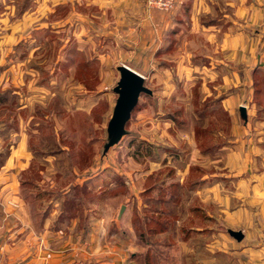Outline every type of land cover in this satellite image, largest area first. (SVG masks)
I'll return each instance as SVG.
<instances>
[{"label": "crops", "instance_id": "obj_1", "mask_svg": "<svg viewBox=\"0 0 264 264\" xmlns=\"http://www.w3.org/2000/svg\"><path fill=\"white\" fill-rule=\"evenodd\" d=\"M13 1L0 0V7L6 8L1 20L8 19ZM77 4L80 37L92 30L96 38H112L105 47H113L115 37H120L118 49L143 57L130 66L134 70L143 69L146 59L157 55L161 69L174 67L187 73V77L180 74V83L192 87L195 100L210 103L205 112L220 111L229 119L226 129L203 127L204 136L199 133L197 138L192 132V155L184 167L176 165V152L174 164L167 158L144 168L143 183L154 170L171 166L172 174H164L160 186L174 184L180 203L185 192L201 201L175 212L176 231L187 225L184 240L176 232L178 244L191 248L195 264L218 260L264 264V0H176L171 12L148 9L144 0H78ZM25 14L24 10L19 19ZM28 165L23 155L8 154L0 160V264H140L132 215L145 187L136 191L127 182L131 207L124 205L120 214L119 209H95V205L62 209V197L53 198L47 209H38L39 221L34 219L32 232L19 192L20 172ZM104 177L97 175L88 183L102 184ZM84 182L78 175L73 185ZM109 186L113 189V182ZM114 198L118 195L107 199ZM236 229L241 231L239 238L230 236ZM23 231L27 234L18 238L16 234ZM197 245L206 258L197 257Z\"/></svg>", "mask_w": 264, "mask_h": 264}, {"label": "rangeland", "instance_id": "obj_2", "mask_svg": "<svg viewBox=\"0 0 264 264\" xmlns=\"http://www.w3.org/2000/svg\"><path fill=\"white\" fill-rule=\"evenodd\" d=\"M62 1L14 0L5 21L1 18L6 8L0 7V160L9 154V157L23 155L29 161L20 172L19 192L32 232L34 219L39 221L41 210L47 209L53 198L62 197V202L59 201L62 209L94 205L95 209H120V203L130 209L127 182L136 191L154 183L151 192H140L133 204L136 211L132 224L140 240V264H144L143 254L148 245L158 239L170 241L167 250L157 244L150 248L153 253H166L167 262L161 260L160 264H195L190 260L191 248L178 244V236L186 238L187 225L176 231L175 212L189 209L200 200L185 192L180 203L172 183L165 185L164 193L160 190L165 187L159 181L164 174H172L171 166L154 170L143 183L144 168L153 162L161 164L167 158L184 167L192 155L189 142L192 132H196L197 138L199 133L206 132L203 127L226 129L229 119L220 111L205 112L210 103L195 100L190 94L192 87L180 83V74L187 77V73L174 67L161 69L157 55L151 56L150 61L146 59L142 64L143 69H135L144 76L150 92L140 94L125 125V134L103 152L107 121L117 96L113 90L119 79L117 66L124 63L133 67L143 57L123 53V48L119 52L117 36L113 47H105L112 38H96L92 30L87 37H80L83 34L79 30L78 0L70 5H63ZM24 10L26 14L20 20ZM90 25L91 29L95 27L94 22ZM220 139L216 137L217 141ZM174 147L179 151H174ZM189 170L193 173L195 167L189 166ZM100 174L105 175L102 184L88 183ZM78 175L86 183L73 185ZM111 182L113 189L109 186ZM113 194L118 198L109 202L107 198ZM170 194L173 195L164 201ZM164 209L170 212L165 215ZM143 215L162 221L165 215L167 229L145 233L142 238L137 227L143 223ZM236 232L241 236L239 229L230 230V236L237 237ZM23 233L27 234L23 231L16 235L21 238ZM194 250L197 257H207L203 247L197 245ZM215 264L222 263L218 260Z\"/></svg>", "mask_w": 264, "mask_h": 264}, {"label": "water", "instance_id": "obj_3", "mask_svg": "<svg viewBox=\"0 0 264 264\" xmlns=\"http://www.w3.org/2000/svg\"><path fill=\"white\" fill-rule=\"evenodd\" d=\"M117 70L119 79L113 87L117 96L107 121V141L104 144L103 152L118 142L125 134V125L138 102L140 94L150 92V89L144 84V76L141 73L124 63L119 64ZM241 111H243V106H241ZM123 209L124 204L120 206L119 214L122 213ZM235 236L240 237V233L236 232Z\"/></svg>", "mask_w": 264, "mask_h": 264}, {"label": "trees", "instance_id": "obj_4", "mask_svg": "<svg viewBox=\"0 0 264 264\" xmlns=\"http://www.w3.org/2000/svg\"><path fill=\"white\" fill-rule=\"evenodd\" d=\"M155 187V184L154 183H152L151 185H148L147 187H146V189L144 190V193H150L151 192V190L153 189ZM160 190L164 193L165 192V190H167V189H163V188H161L160 187ZM168 193V192H167ZM167 199L168 198H165L164 199V201H167ZM165 211L163 212V213H165V215H167V213H169L170 211L168 210V209H164ZM162 211H163V209H162ZM168 211V212H167ZM161 212V211H160ZM171 214V213H170ZM164 215V220L162 221V220H158V219H155V220H153V218L152 217H149V218H146V216L145 215H143V223L141 224V225H138V227H137V229H138V231L140 232V234H141V236H142V238H144V235H145V233L148 235V234H152V233H155V232H161V231H163L164 229H167V226L168 225H166L165 224V222H166V220L168 219V217H166ZM153 224L155 225V226H157V227H155V226H153ZM145 239H146V237H145ZM145 244L147 245V239H146V241H145ZM154 244L156 245H161V246H163V247H161L163 250L164 249H166L167 250V248H169V246H170V241H166V242H164V241H162L161 239H158V240H154V243H151V245H148V247L149 248H147L146 250H145V252H144V254H143V263L144 264H149L150 262H152V263H154L155 264V262L157 261V264L159 263L160 264V262H161V260L162 261H166L167 262V255H166V253L165 252H163V251H155L154 253L153 252H151L150 251V248H152V246H154ZM150 252H151V256H150ZM154 256V257H153ZM149 257H150V259H149ZM169 261V260H168Z\"/></svg>", "mask_w": 264, "mask_h": 264}, {"label": "built area", "instance_id": "obj_5", "mask_svg": "<svg viewBox=\"0 0 264 264\" xmlns=\"http://www.w3.org/2000/svg\"><path fill=\"white\" fill-rule=\"evenodd\" d=\"M144 5L148 9L171 12L176 6V0H144Z\"/></svg>", "mask_w": 264, "mask_h": 264}]
</instances>
